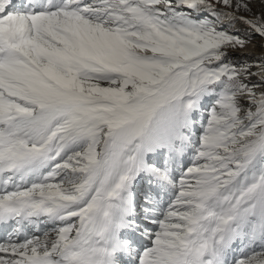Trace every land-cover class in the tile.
Returning a JSON list of instances; mask_svg holds the SVG:
<instances>
[{
  "label": "snow or ice",
  "instance_id": "obj_1",
  "mask_svg": "<svg viewBox=\"0 0 264 264\" xmlns=\"http://www.w3.org/2000/svg\"><path fill=\"white\" fill-rule=\"evenodd\" d=\"M253 3L0 0V264H264Z\"/></svg>",
  "mask_w": 264,
  "mask_h": 264
},
{
  "label": "rangeland",
  "instance_id": "obj_2",
  "mask_svg": "<svg viewBox=\"0 0 264 264\" xmlns=\"http://www.w3.org/2000/svg\"><path fill=\"white\" fill-rule=\"evenodd\" d=\"M247 15V13H243ZM227 25V22H225ZM229 31H235L238 32L241 36H244L247 32V29L245 26L241 24H235L233 26H230L228 28ZM245 53L254 56V57H259L261 55H264V52L261 50V40L259 36H255L252 38V44L244 50Z\"/></svg>",
  "mask_w": 264,
  "mask_h": 264
},
{
  "label": "bare ground",
  "instance_id": "obj_3",
  "mask_svg": "<svg viewBox=\"0 0 264 264\" xmlns=\"http://www.w3.org/2000/svg\"><path fill=\"white\" fill-rule=\"evenodd\" d=\"M253 7V11L259 15L260 12V8H261V4H260V0H254V3L252 5ZM42 227H47V226H42Z\"/></svg>",
  "mask_w": 264,
  "mask_h": 264
}]
</instances>
